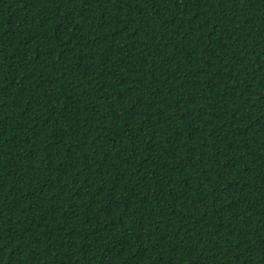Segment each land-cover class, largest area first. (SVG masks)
I'll list each match as a JSON object with an SVG mask.
<instances>
[{"label": "trees", "instance_id": "1", "mask_svg": "<svg viewBox=\"0 0 264 264\" xmlns=\"http://www.w3.org/2000/svg\"><path fill=\"white\" fill-rule=\"evenodd\" d=\"M0 264H264V0H0Z\"/></svg>", "mask_w": 264, "mask_h": 264}]
</instances>
